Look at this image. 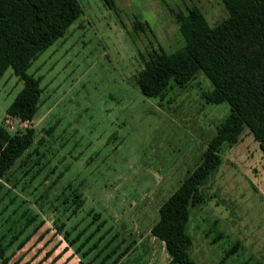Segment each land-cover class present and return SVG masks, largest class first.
<instances>
[{
  "label": "rangeland",
  "instance_id": "obj_1",
  "mask_svg": "<svg viewBox=\"0 0 264 264\" xmlns=\"http://www.w3.org/2000/svg\"><path fill=\"white\" fill-rule=\"evenodd\" d=\"M77 2L79 16L26 70L41 88L30 120L6 113L22 82L11 68L0 78V124L11 133L33 129L31 144L0 177V223L9 198L46 222L43 241L35 244L39 229L25 246L28 264L80 230L69 244L78 264H168L149 229L229 110L205 101L210 84L200 72L162 100L141 95L134 76L140 54L182 45L177 12L195 5L211 25L225 10L220 0ZM220 156L205 200L189 208L188 254L199 264H264V155L244 128Z\"/></svg>",
  "mask_w": 264,
  "mask_h": 264
},
{
  "label": "trees",
  "instance_id": "obj_2",
  "mask_svg": "<svg viewBox=\"0 0 264 264\" xmlns=\"http://www.w3.org/2000/svg\"><path fill=\"white\" fill-rule=\"evenodd\" d=\"M104 1L110 4V0ZM220 3L225 17L211 25L195 5L186 12H177L182 45L171 52L159 48L140 54L142 64L134 76V85L141 95L162 100L172 87L181 88L200 72L210 84V89L203 93L205 101L226 102L229 110L216 125L198 162L159 205L157 220L149 229L169 254L168 264H199L188 254L190 238L185 227L189 208L205 200L206 180L221 161V148L235 142L246 128L264 155V0H220ZM79 14L77 0H0V78L11 68L22 82L6 108L8 115L22 121L32 118L41 88L38 79L26 70ZM141 28L142 24L136 22L134 30ZM32 136V127L11 133L0 124V177L28 148ZM2 187L0 182V191ZM12 203L9 198L3 207L7 214L0 223V264H7L22 248L25 249L10 264H18L17 260L19 264H28L24 256L29 246H25L39 229L42 233L35 237V244L42 242L47 225L27 206H21L22 202ZM82 233L78 231L68 243L64 241L68 236L65 233L62 239L65 245L58 239L41 250L43 253L34 264H55L62 258L59 264L71 260V264H78L69 244L75 243ZM92 235H85L76 250ZM96 244L94 240L81 255Z\"/></svg>",
  "mask_w": 264,
  "mask_h": 264
}]
</instances>
